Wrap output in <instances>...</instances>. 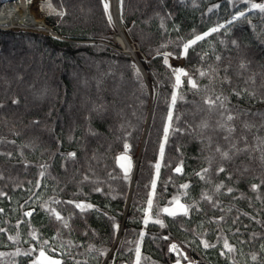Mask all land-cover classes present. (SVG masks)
Returning <instances> with one entry per match:
<instances>
[{"label":"trees","instance_id":"16d2710c","mask_svg":"<svg viewBox=\"0 0 264 264\" xmlns=\"http://www.w3.org/2000/svg\"><path fill=\"white\" fill-rule=\"evenodd\" d=\"M252 3L264 0H121L146 75L113 41L103 0H43L60 36L0 27V264H33L41 244L32 233L61 264H100L130 185L118 155L127 144L136 156L142 141L113 264H136L137 246L140 264H264V12ZM238 11L246 16L229 24ZM222 24L185 53L195 35ZM171 57L184 59L178 87ZM209 96L226 98L227 111L209 110ZM174 198L187 215L162 211Z\"/></svg>","mask_w":264,"mask_h":264},{"label":"snow or ice","instance_id":"6c2138e0","mask_svg":"<svg viewBox=\"0 0 264 264\" xmlns=\"http://www.w3.org/2000/svg\"><path fill=\"white\" fill-rule=\"evenodd\" d=\"M244 2H246V0H244ZM49 7H51V6L49 5ZM107 8H108V5L105 4V9L107 10ZM250 8L251 9H259L261 12H264V4L252 3L250 5ZM209 11H212V9H209ZM58 14L61 15V16L64 15L63 12L58 13ZM245 16H246V12L245 11H238V13L236 15H234L232 17V19L228 21V23L230 24L233 21L238 20L241 17H245ZM109 19H111V18L109 17ZM223 27H225V25L222 24V25H219L217 27H214V28L210 29L209 32H206L203 35H195L193 39H191L190 41H188L187 43H185L183 45L185 53L187 52V50H188V48L190 46L196 44L200 40L205 39V37H207L208 35H210L212 32H216L220 28H223ZM167 56H168V54H165V58H164L165 64L168 63ZM217 59H219V57H217ZM241 67H244V66L241 65ZM136 72H137V76H139V70L138 69L136 70ZM175 74H176L177 84L180 83V76L181 75H186V73H184L182 69H176L175 70ZM200 74H201V76L206 75V73H204V72H201ZM189 82L191 83V85H192L193 88H196L197 87L196 83L194 81H192L191 79L189 80ZM237 95H239V93H237ZM176 99H177V97L174 94L172 96V104L173 105H175ZM225 99H222L221 96H215L214 98L211 97V96H209V97H206L204 99V103L208 106V109L209 110H213V109H217V110H219V109H225ZM13 102L15 103L16 101H13ZM225 111H227V110L225 109ZM221 115H223V113H221ZM233 119H234V117L230 113L227 114L226 117H225L226 122L227 121H232ZM171 120H172V113H171V111H169V114H168L169 126L165 127V129H164L165 140L167 139V136H168L169 127L171 126ZM208 126L209 125L207 124V122H204L201 125L202 128H207ZM219 126L221 128H224V127H226V124H220ZM227 131L229 133H231L232 131H234V129L231 128V127H227ZM128 148H129V145L125 144V152H127ZM233 148L236 149V146L233 145ZM216 150H217V152L220 153V156H221L222 159H224V160L231 159V156L229 155V152H227V151L221 152V150L219 148H217ZM236 151L237 152L243 151V149H236ZM70 155H73L74 156V154H70ZM162 155H163V145H161V156ZM128 159L129 158L126 155H123V156L119 157V160H121V161H125V160H128ZM120 166L122 168H124V170H125V178H127V174H128V172L130 170V162H129V166L128 167H126L124 164H121ZM155 167H156V169L158 171L159 170V167H160L159 163H157L155 165ZM181 170H182L181 167H177L175 169L176 172H181ZM217 171L218 172H224L225 169L223 167H219L217 169ZM203 172L204 173H207L208 172V169H204ZM198 175H200V174L198 173ZM41 176H43V172L41 173ZM201 179H204V176L203 175H201ZM152 186H153V188H155V181H153V185ZM182 187L185 188V189H187L188 188V185L185 184V185H182ZM222 187H224L223 184L217 185L216 190L219 191L220 188H222ZM252 187H253V190H256L258 186L257 185H253ZM97 190H99V189H97ZM227 191L229 193H231L232 192V189L231 188H228ZM0 195H4V194L3 193H0ZM204 198L206 200H208L209 202L212 201V198L210 196H208L207 194L204 195ZM54 202L55 203H59V201H54ZM175 203L177 204L178 209L182 210V212H183L184 215H187L188 214V210H189L188 207H186L183 204H180L178 199H175ZM148 204H149V207H151V204H152L151 199H149ZM76 207L77 208H80L83 211L85 208H91L92 206L91 205L76 204ZM0 211H2V210H0ZM162 211L165 212V213H167L168 215H171V216H175L177 214V211L176 210H172V209H169V208H164ZM50 212L55 216V219L56 220H58V221H62L63 220V218L61 217V215L59 214V212H57L54 208L50 209ZM25 215L26 216H31L32 215V212H26ZM221 219H223V217H221ZM155 222L156 223H160L161 226H163V224H162L161 221L157 220ZM145 223H147V221H145ZM64 226L67 227V223L66 222H65V225ZM0 231H4V230L3 229H0ZM140 235H141V237H143V233H141ZM9 239L10 240H14V238L11 237V236L9 237ZM32 239L37 240V242L41 244V247L39 249V256L33 262V264H61V261L56 260V259H53V258H51L50 256H48L46 254V252H45V246H48L49 245V242L47 240L40 241L39 238L36 236L35 233H32ZM165 239H167V237H165ZM201 243L203 244V247L204 248L215 247V245L209 244L207 241H201ZM224 249H226L227 252H229V253L234 251V248L231 245H229V243H228V241L226 239L224 240ZM49 250L50 251H55L54 248H50ZM170 250L171 251H177V245L173 244L171 246V249ZM34 251H36L35 248L31 249L29 252H27L25 254L26 255H31L32 252H34ZM224 254H225L224 252L221 253V255H224ZM0 255H2V254H0ZM101 255H104V253L101 252ZM140 258H141L140 257V249H139V246H137V248H136V264H140ZM185 259H187V257H185ZM253 259H255V257H253ZM177 264H180V261L179 260H177Z\"/></svg>","mask_w":264,"mask_h":264},{"label":"bare ground","instance_id":"6f19581e","mask_svg":"<svg viewBox=\"0 0 264 264\" xmlns=\"http://www.w3.org/2000/svg\"><path fill=\"white\" fill-rule=\"evenodd\" d=\"M37 3L38 0L0 1V26L13 29L19 28L45 31L49 34L57 35L53 27L39 16L36 7ZM103 3L104 7L105 4L108 5L106 13L108 19L109 17L111 18L109 22L113 28V41L119 46L120 50H123L134 58L138 67L139 64L143 65L140 50L137 45L132 42L124 26L121 13V0H104ZM129 190L126 200L128 199ZM126 202L127 201H125V203Z\"/></svg>","mask_w":264,"mask_h":264},{"label":"water","instance_id":"95a60500","mask_svg":"<svg viewBox=\"0 0 264 264\" xmlns=\"http://www.w3.org/2000/svg\"><path fill=\"white\" fill-rule=\"evenodd\" d=\"M55 33L57 34L56 31H55ZM52 35H54V34H52ZM54 36H59V34L54 35ZM112 38H113V35H112ZM121 51H123V50H121ZM123 52H124V51H123ZM139 68H140V69L143 71V73L146 75L145 68H144V66H143L142 64H139ZM142 146H143V141H142V143H141V146H140L139 152H138V154H137L136 156H131L128 152H122V153H120V154L118 155V164H119V166H120L121 164H124L126 167H128V166H129V162H130V170H129V172H128L127 175H128V176L131 175V179H130V187H129L130 190H129V194H128V199L125 200V201H127V202L125 203V206H124V214H123V220H122V223H121V227H122V225H123V222H124L125 217H126V213H127V211H128V207H129V203H130V199H131V194H132V189H133V186H134V179H135V174H136V171H137L138 161H139L140 154H141V151H142ZM123 155H126L129 159H128V160H125V161H121V160H119V157H121V156H123ZM136 159H137V162H136ZM120 167H121V166H120ZM121 168H122V167H121ZM122 169H123V171H124V173H125L124 168H122ZM179 203L185 205L184 203H181V202H179ZM168 208H169V209H172V210H176V211H177V214H182V213H183L182 210L178 209V206H177L176 203L170 205ZM177 214H176V215H177ZM119 238H120V232H119V234H118V236H117V238H116L114 244L119 240ZM112 248H113V247H112ZM112 248H111L110 252L108 253V255L111 253ZM46 254H47L48 256H50L51 258H53V259H56V260L61 261V259L58 258V257H56V256L50 255V254H48L47 252H46ZM108 255H107V256L105 257V259L101 262V264H104V262H105L106 259L108 258ZM38 256H39V253L37 254V257H38Z\"/></svg>","mask_w":264,"mask_h":264},{"label":"rangeland","instance_id":"374dc122","mask_svg":"<svg viewBox=\"0 0 264 264\" xmlns=\"http://www.w3.org/2000/svg\"><path fill=\"white\" fill-rule=\"evenodd\" d=\"M43 0H38V3H37V5H36V7H37V9H38V12H39V16L40 17H42L44 20H45V18H44V16L41 14V12H40V3L42 2ZM104 1V0H103ZM107 11V10H106ZM17 29H19V28H17ZM30 30V29H29ZM38 31V30H37ZM210 31V30H209ZM208 31V32H209ZM41 32H44L45 33V31H41ZM47 33V32H46ZM116 44V43H115ZM116 46H118L117 44H116ZM119 47V46H118ZM170 62H171V64H172V66H173V68L176 70V69H182L183 70V72H185V69H184V67H183V63H184V59L182 58V57H171L170 58ZM182 76V75H181ZM181 76H180V82H181ZM180 84V83H179ZM179 84H177V82H176V87H178L179 86ZM152 197V196H151ZM173 204H175V203H173ZM104 264H112V260L110 259V258H108L107 260H106V262H104ZM184 264H193V263H184Z\"/></svg>","mask_w":264,"mask_h":264}]
</instances>
